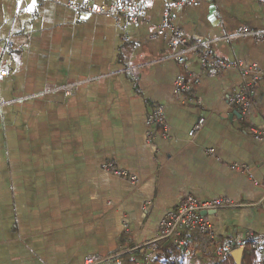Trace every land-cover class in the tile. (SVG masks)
Here are the masks:
<instances>
[{
    "label": "crops",
    "instance_id": "crops-1",
    "mask_svg": "<svg viewBox=\"0 0 264 264\" xmlns=\"http://www.w3.org/2000/svg\"><path fill=\"white\" fill-rule=\"evenodd\" d=\"M111 1L0 0V264H83L95 254L136 264L186 195L240 204L203 214L218 241L264 233V139L249 131L264 128V82L246 116L227 100L245 81L241 68L264 70V38L235 36L264 31V0H147L136 22L73 7ZM165 10L187 43L207 42L234 66L214 72L194 53L179 63L159 28ZM180 75L196 82L178 93ZM155 104L168 134L149 138ZM200 241H190L191 263Z\"/></svg>",
    "mask_w": 264,
    "mask_h": 264
},
{
    "label": "built area",
    "instance_id": "built-area-1",
    "mask_svg": "<svg viewBox=\"0 0 264 264\" xmlns=\"http://www.w3.org/2000/svg\"><path fill=\"white\" fill-rule=\"evenodd\" d=\"M187 0H176L174 4L185 3ZM147 0H112L108 5L88 6L86 4H78L73 6L76 10L88 11L95 14L118 15L130 22H136L145 13ZM163 21L159 26L160 30H169L170 44L178 47L175 53L176 59L179 63H184L186 54L194 53L199 59L202 68H209L214 72H219L234 66L233 63L225 62L212 54L207 46V42L196 41L194 43H187L181 34V31L171 24L172 17L168 10L163 13ZM237 37H252L255 40L264 38V31H256L248 28H241L235 33ZM243 79L245 80L238 88L232 92L228 97V103L236 106L241 115L246 116L248 109L252 103L255 85L258 82H264V70L255 65L241 68ZM133 79H137V74H131ZM196 80L194 77L188 79L184 75H180L174 82L175 91L178 93L185 92L194 84ZM76 83H71L62 86L60 89L63 94L68 95ZM205 119L200 117L191 126L188 134L194 136L204 124ZM147 136L150 138L152 133L157 129H161L163 136H167L168 127L165 120L163 107L160 104H155L146 117ZM250 134L257 140L264 139V128H257L251 126L249 128ZM102 169L111 173L112 175L123 178L129 183L134 184L136 177L129 174L127 171L117 168L112 162H105ZM264 186V182H263ZM240 204L228 198L216 197L204 200H198L192 195H186L182 198L176 209L169 210L164 215L160 222L159 230L156 240L145 245L141 258L136 264H151L155 257L158 248L164 243L171 242L176 247H182L184 239L182 234L184 232L197 231L204 234L213 242L212 248L209 250L213 255L219 259H226L231 253L241 248L244 250L246 245L250 242L264 246V233H253L251 231L244 232L240 237H229L224 241H218L214 238L212 225L209 220L202 214L204 211L218 210L224 208L237 207ZM185 251H188L187 249ZM115 264V260L111 256H101L98 254L88 256L83 264Z\"/></svg>",
    "mask_w": 264,
    "mask_h": 264
},
{
    "label": "trees",
    "instance_id": "trees-1",
    "mask_svg": "<svg viewBox=\"0 0 264 264\" xmlns=\"http://www.w3.org/2000/svg\"><path fill=\"white\" fill-rule=\"evenodd\" d=\"M182 238L184 239L185 244L180 248L176 247L171 242L161 245L158 248L155 257L153 258V261H157L159 262V264H183L184 257L189 254L188 252L190 250V241L201 240L205 242L207 244L206 246L208 247L213 243L208 239L206 235L201 234L197 231L184 232L182 234ZM259 246V244H254L252 242L248 243L243 250L240 264H264V258L259 257ZM199 247L202 246L199 245ZM205 247L195 250L199 253L200 257L205 259V262H203L202 264H236L231 255L222 260L212 256V254L210 255V251L206 250ZM186 249L188 250V252L185 251Z\"/></svg>",
    "mask_w": 264,
    "mask_h": 264
},
{
    "label": "water",
    "instance_id": "water-1",
    "mask_svg": "<svg viewBox=\"0 0 264 264\" xmlns=\"http://www.w3.org/2000/svg\"><path fill=\"white\" fill-rule=\"evenodd\" d=\"M212 211H214V210L204 211V212H202V214L211 213ZM242 253H243V249H241V248H237L231 253V257L233 258V260L236 264H240Z\"/></svg>",
    "mask_w": 264,
    "mask_h": 264
},
{
    "label": "rangeland",
    "instance_id": "rangeland-1",
    "mask_svg": "<svg viewBox=\"0 0 264 264\" xmlns=\"http://www.w3.org/2000/svg\"><path fill=\"white\" fill-rule=\"evenodd\" d=\"M188 252V251H187ZM190 253V252H189ZM210 255L212 254V256H214L213 255V253L210 251V253H209ZM188 255L189 254H187L185 257H184V260H183V264H202L201 262H200V256H198V257H194L195 259L193 260L194 262H192L191 263V261L189 260V258H188ZM215 257V256H214ZM192 258V257H191ZM190 262V263H189ZM205 262V261H204Z\"/></svg>",
    "mask_w": 264,
    "mask_h": 264
}]
</instances>
